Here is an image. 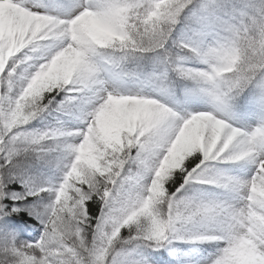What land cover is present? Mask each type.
<instances>
[{"label":"snow or ice","instance_id":"6c2138e0","mask_svg":"<svg viewBox=\"0 0 264 264\" xmlns=\"http://www.w3.org/2000/svg\"><path fill=\"white\" fill-rule=\"evenodd\" d=\"M36 15L52 18L50 26L37 32ZM81 16L80 28L96 20L120 43L92 51L90 82L28 98L30 81L72 43L70 26ZM262 18L264 0H73L59 10L40 0H0V264H149L137 258L139 249L159 250L176 241L213 245L215 251L202 264H241L242 242L253 234L248 229L255 232L260 223L253 213L264 212L258 195L264 187ZM181 23L189 34L177 40L173 33ZM21 33L26 46L13 49ZM242 34L247 37L243 55ZM169 41L179 51L173 52ZM148 53H155L156 61L150 73L128 69L130 60ZM226 69L233 71L226 74ZM170 73L192 81L193 92L210 98L212 109L181 112L142 89L117 88L137 80L164 92ZM242 97L261 113L255 126H238L231 119ZM126 98L159 103L134 119L142 105ZM20 109L24 115L17 118ZM53 112L81 126L68 129L57 117L55 126L27 127ZM181 130L190 151L202 158L189 168L186 161L193 155L188 154L172 173L184 174L175 192L166 187L172 176L164 182L161 218L159 188L152 181ZM241 162L251 166L250 176L215 166ZM39 166L54 167L59 181L36 171ZM193 184L221 189L223 198L188 196L186 186ZM91 200L100 205L98 216L88 211ZM23 212L43 225L38 240H21L14 230L18 225L9 218Z\"/></svg>","mask_w":264,"mask_h":264},{"label":"clouds","instance_id":"9594fccd","mask_svg":"<svg viewBox=\"0 0 264 264\" xmlns=\"http://www.w3.org/2000/svg\"><path fill=\"white\" fill-rule=\"evenodd\" d=\"M33 20L36 24L37 32L45 30L52 22V18L42 15L34 16ZM84 20L85 17L81 16L70 26L74 33L73 37H71L72 43H69L65 49L57 53L49 65H41L25 90V95L28 98H33L41 94L42 91L52 90L61 85L90 82L93 76L92 51L115 47L120 43L119 38L114 33L110 32L106 26L96 20H87V27L80 28L79 21ZM259 23L260 25H264V18ZM248 27L252 29L253 25L249 24ZM2 38L3 33L0 32V39ZM246 39L247 37L242 34L239 41V49L242 55L247 48ZM109 41H111V44H109ZM77 44L80 45L79 48L74 46ZM25 46L24 34L21 33L14 39L13 49L16 47L23 48ZM85 48L88 49L87 52ZM0 70H2V66H0ZM231 71L233 70L226 69L225 73L228 74ZM178 77L186 80L183 77ZM126 99L129 102L142 105L140 109L134 112V119L143 118L154 110L155 104L159 103L152 102V104H149L141 100L133 101L132 98ZM23 115V110L20 109L17 118H22ZM188 154L194 155L195 153L190 151V142L185 130H181L161 160L160 167L157 169L156 176L152 181L153 187L159 188L157 192V206L161 218L165 212L163 207V197L166 195L164 182L187 159ZM258 195L264 200V187L259 189ZM249 200H252L251 196H249ZM253 214L259 219L260 223L257 231L254 232L253 229H248V232L253 234L246 235L242 242L241 250L244 253V259L241 264H264V246H262L264 245V212H254Z\"/></svg>","mask_w":264,"mask_h":264},{"label":"trees","instance_id":"16d2710c","mask_svg":"<svg viewBox=\"0 0 264 264\" xmlns=\"http://www.w3.org/2000/svg\"><path fill=\"white\" fill-rule=\"evenodd\" d=\"M189 33H187L185 29L184 23H181L180 25L177 26L176 31L173 33V38L174 39H183L185 38ZM169 47L173 52L179 51L177 48L172 46V42L169 41ZM155 53H148L146 54L143 58L141 59H132L128 62V69L129 70H135L140 73H150L152 68L154 67L156 61L154 59ZM141 80H143V77H141ZM127 82H136V84H140L141 89L142 88H148L150 90H153V92H161L158 85L148 83V82H141L137 80H126ZM194 88V83L189 80H184L179 78L175 73H170L169 74V83L167 86L165 93L171 95L174 99H177L179 102H184L186 99L192 97L195 93L193 92ZM147 89V90H148ZM143 90V89H142ZM149 91V90H148ZM144 92V91H143ZM163 93V92H162ZM64 93H60L59 96H57V100H60L63 98ZM148 95V94H146ZM149 98H157L153 97L152 95H148ZM158 99V98H157ZM161 102H165L166 104H171L167 100H161ZM181 104V103H180ZM246 102L244 98L242 97L240 101L237 103V106L234 108L235 111L237 112H243L246 109ZM170 107H173L175 110L180 111L177 109L175 106L169 105ZM52 116L54 117H62L66 118L68 120H71V117L64 116L62 114H58L53 112ZM48 117V116H47ZM51 122L49 118L46 119H35L32 120L27 127L29 129H41L44 124H48ZM43 129V128H42ZM202 158L201 154L197 153L194 154L191 158H189L186 161V166L189 168L195 167L196 164L199 163L200 159ZM229 163H216V168L219 169V167H224L228 166ZM51 169H54V167L50 166H39L36 171H40L44 174L45 177L48 178V174H50ZM184 183V174L177 171L168 181L166 184V187L169 191L175 192L177 188L180 187L181 184ZM199 185V184H198ZM198 185H188L186 186V191L188 196L192 195H198L193 192V188L197 187ZM15 190L17 191H22L19 185L14 186ZM30 200L32 198H29ZM88 211L91 215L98 216L99 211H100V205L95 202V200L88 201ZM9 219H14L15 222L17 223V227L14 229L16 232L19 233V238L21 240H30V241H35L40 238L43 232V225L40 223L38 219H36L35 216L29 215L27 212L21 213L19 216H15L13 218ZM126 234V230H125ZM200 247L202 249V255L203 257H207L209 253L215 251V247L213 245H203L200 244ZM141 251V259H146L149 264H175L174 260L171 257H168L162 252V248L159 250H154L152 248H147V247H142L139 249ZM151 252L152 256L154 257V260H149L148 258H144L143 253L144 252ZM161 254V255H160Z\"/></svg>","mask_w":264,"mask_h":264},{"label":"rangeland","instance_id":"374dc122","mask_svg":"<svg viewBox=\"0 0 264 264\" xmlns=\"http://www.w3.org/2000/svg\"><path fill=\"white\" fill-rule=\"evenodd\" d=\"M41 3H43L44 5H47L49 7L50 10H59L62 8H66L67 6L71 5L73 3V0H69V1H58L55 2V4L50 5L48 2L44 1V0H40ZM197 66V65H196ZM117 88L120 91L126 92V93H134V92H138L141 87L137 86L133 83L130 84H125V83H118L117 84ZM151 93L153 94V92L151 91ZM186 111L188 112H196V111H209L212 109V102L210 100V98L200 95L197 98H195L194 100L188 102L186 104ZM261 117V114H258L257 112L254 113L253 115L249 116L248 118H246L244 120V124H246L247 127L249 126H255L259 119ZM68 127H72L69 124H66ZM252 173L250 172L247 176H250ZM223 193L222 192H214V194L211 196L213 199H218V198H223ZM177 243L180 246H185V247H191L192 250L196 251L197 253L199 252L198 248L196 246H192L188 243H184V242H179L177 241ZM167 247L166 250L170 249V254L171 256H177L178 261H184L183 264H201L203 262V260H196L195 259V255L193 254V251L190 250H184L183 254H178L177 251L175 250L174 247ZM144 258H148V259H152L151 254L149 253V251L144 252L143 253ZM141 251L139 250V254H138V259H141Z\"/></svg>","mask_w":264,"mask_h":264}]
</instances>
